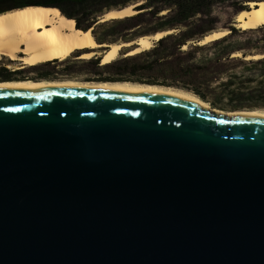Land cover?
I'll list each match as a JSON object with an SVG mask.
<instances>
[{"label":"water","instance_id":"1","mask_svg":"<svg viewBox=\"0 0 264 264\" xmlns=\"http://www.w3.org/2000/svg\"><path fill=\"white\" fill-rule=\"evenodd\" d=\"M0 264H264V116L142 88H0Z\"/></svg>","mask_w":264,"mask_h":264},{"label":"trees","instance_id":"2","mask_svg":"<svg viewBox=\"0 0 264 264\" xmlns=\"http://www.w3.org/2000/svg\"><path fill=\"white\" fill-rule=\"evenodd\" d=\"M141 1L134 8L137 14L102 22L114 10ZM260 1L264 0H0V16L27 8H58L62 16L75 20L76 29H92L100 45H114L121 33L127 35V43L170 33L138 54L130 56L123 49L119 59L103 65L91 80L179 89L226 113L263 112L264 26L247 31L235 27L238 13ZM225 11L234 14L230 24H221L219 13ZM221 28L229 33L202 44ZM254 56L262 58L247 59ZM100 62L101 57L90 63Z\"/></svg>","mask_w":264,"mask_h":264},{"label":"bare ground","instance_id":"3","mask_svg":"<svg viewBox=\"0 0 264 264\" xmlns=\"http://www.w3.org/2000/svg\"><path fill=\"white\" fill-rule=\"evenodd\" d=\"M248 10L241 12L237 16L235 26L237 29L247 31L257 29L264 26V1L260 3H249ZM58 9L47 7H36L17 10L13 13H8L0 16V59L8 57L12 61H25L28 66H36L42 63L53 61H63L71 57L76 52L89 50L88 53H83L80 59L91 60L97 54V51L102 48L104 50L101 57L102 65H107L115 61L120 51L124 47H132L138 45V49L128 53L132 56L150 49L153 42L159 41L168 33H158L157 35L141 37L134 42H129L123 45H100L96 43L92 36V29L87 32L76 29L75 20L67 19L65 16L59 14ZM137 14L134 8L130 7L121 12H111L105 15L104 20H112L124 18ZM65 17V18H64ZM228 32H218L208 36L204 42L209 43L214 40L222 38ZM234 56H240L235 54ZM96 58V57H95ZM262 56L249 57L247 59H261ZM84 85H101L113 87L126 88H142L146 90L164 91L172 94L181 95L184 97H191L195 99L200 105L205 106L206 103L200 101L191 94L174 91L172 89H165L151 86L141 85L129 82H94V83H78L77 81L68 80L60 82H2L0 88L8 87H28V86H84ZM221 111V110H220ZM246 112V111H242ZM238 112V113H242ZM256 112V111H253ZM264 116V112H259Z\"/></svg>","mask_w":264,"mask_h":264},{"label":"flooded vegetation","instance_id":"4","mask_svg":"<svg viewBox=\"0 0 264 264\" xmlns=\"http://www.w3.org/2000/svg\"><path fill=\"white\" fill-rule=\"evenodd\" d=\"M81 54L82 52L79 51L74 53L70 62L59 63V61H53L36 66H28L22 59L17 63L4 59V62L0 64V83L30 80L33 82H60L69 79H83L87 82H94L91 79L99 75L98 72L103 67L102 63L71 62L76 58H80ZM66 67H71V69L69 71L64 70ZM81 67H91L92 69L89 74L82 76L79 73Z\"/></svg>","mask_w":264,"mask_h":264},{"label":"rangeland","instance_id":"5","mask_svg":"<svg viewBox=\"0 0 264 264\" xmlns=\"http://www.w3.org/2000/svg\"><path fill=\"white\" fill-rule=\"evenodd\" d=\"M143 3V1H141V2H139V3H137V4H134V5H130L129 7H132V8H135V7H137V6H139V5H141ZM135 10V9H134ZM59 12V11H58ZM59 14L61 15V13L59 12ZM219 16H220V20H221V24H230V22H233V19L235 18L234 17V14H232V12L231 11H225V12H221V13H219ZM76 24V23H75ZM219 31H228V33H229V29H225V28H221ZM219 31H217V32H219ZM210 36V35H209ZM146 37V36H145ZM127 38V35L125 34V33H121V34H118V36L117 37H114V39H116V43L115 44H120V45H123V44H125V43H127L126 41H125V39ZM137 40V39H136ZM132 42H134V41H132ZM152 44H154V42L152 41ZM134 46V45H133ZM107 48H102L101 50H99V51H97V54L98 55H96L92 60H95V59H97V58H100V57H102L103 56V53L102 52H104V50L105 51H107L106 50ZM123 49H128V48H126V47H124ZM122 49V50H123ZM74 56V55H73ZM73 56H71L70 58H68V59H66L65 61H59V63H64V62H70V60H71V58L73 57ZM81 56V55H80ZM120 58V55H119V57L117 58V59H119ZM4 59H7V60H9V61H11L12 62V60H10L8 57H2L1 59H0V64L1 63H3L4 62ZM92 60H90V61H84V60H81L80 58H76V59H74V60H72L71 62H82V63H84V64H88V63H90ZM249 60V59H248ZM17 62H19V60L18 61H14V62H12V63H17ZM103 66V65H102ZM91 67H81V68H79V73L82 75V76H85V75H87V74H89L90 72H91ZM87 70V71H86ZM69 80H74V81H77L78 83H88L87 81H85V80H83V79H69ZM95 82V81H94ZM94 82H89V83H94ZM98 83V82H97ZM161 88V87H160ZM162 88H164V87H162ZM165 89H170V88H165ZM172 90H174V91H178V90H175V89H172ZM181 92H184V91H181ZM184 93H187V92H184ZM187 94H190V93H187ZM191 95H193V94H191ZM194 97H196L195 95H193ZM260 111H263L264 112V110H260ZM233 113H235V112H233Z\"/></svg>","mask_w":264,"mask_h":264}]
</instances>
